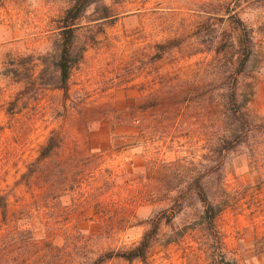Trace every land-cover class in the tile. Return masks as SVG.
Segmentation results:
<instances>
[{"label": "rangeland", "instance_id": "obj_1", "mask_svg": "<svg viewBox=\"0 0 264 264\" xmlns=\"http://www.w3.org/2000/svg\"><path fill=\"white\" fill-rule=\"evenodd\" d=\"M73 1L0 0V195L9 205L0 226L19 218L78 264L84 254L137 244L155 192L162 198L188 176L215 172L225 200L220 247L193 229L189 209L163 226L146 261L105 264H260L264 0H103L114 16L94 26L86 20L97 8L86 10L82 22L94 31H80V43L94 32L96 41L73 69L65 96L38 75ZM245 26L252 55L238 88L251 99L253 131L220 153L214 141L227 119L216 94L231 53L216 47L235 41ZM169 38L180 45L163 53L157 44ZM54 130L65 136L63 145L29 184L20 183Z\"/></svg>", "mask_w": 264, "mask_h": 264}, {"label": "trees", "instance_id": "obj_2", "mask_svg": "<svg viewBox=\"0 0 264 264\" xmlns=\"http://www.w3.org/2000/svg\"><path fill=\"white\" fill-rule=\"evenodd\" d=\"M93 5L97 8L96 14L86 20V23L93 22L94 26H97L98 23L114 16L103 0H74L58 19L52 50L41 57L43 67L38 78L42 79L44 84L63 90L65 96L70 93L73 69L83 60L90 43L96 41L95 32L83 44L80 43L79 37L83 29L87 28V32L94 31V26L82 22L86 18V10ZM237 19L242 22L240 18ZM179 45V38H169L157 44L163 53ZM252 45L250 30L245 26L236 36L235 41L223 40L216 47L218 54L231 53L229 62H225L221 67V72L226 73L227 81L221 80L216 94L227 119V124L221 127V133L214 141L220 153L232 150L253 131L252 121L248 115L251 99L249 96L243 97L245 94L238 88V75L244 72L252 55ZM31 57L28 55L21 59L25 61ZM48 71H50L49 76L46 75ZM13 72L18 73V69L13 68ZM64 140L65 136L61 132L52 131L41 147L38 157L29 164L28 170L22 174L19 182L29 184L31 178L42 169L44 162L61 148ZM223 191L221 175L213 172L211 176L204 174L188 176L182 188L172 190L162 198L155 192L156 198L151 201L152 214L145 221L148 228L137 244L84 254L81 257L83 260L78 264H105L114 258H122L130 262L136 259L146 261L148 252L161 234L163 226L170 225L178 213L189 209L195 210L196 222L193 224V229L206 232L214 245L220 247L218 218L225 208V200L221 198ZM8 212V198L1 194L0 215L7 219ZM16 219L0 226V264H69L68 255L63 247L55 244L46 234L38 236L32 228L25 227L19 223V218ZM257 250V259L260 264H264V238L257 241Z\"/></svg>", "mask_w": 264, "mask_h": 264}]
</instances>
